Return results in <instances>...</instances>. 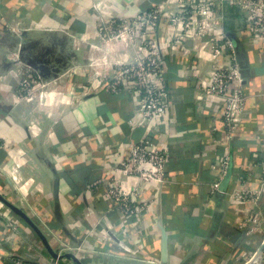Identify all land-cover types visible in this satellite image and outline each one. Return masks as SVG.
Wrapping results in <instances>:
<instances>
[{"label":"crops","instance_id":"crops-1","mask_svg":"<svg viewBox=\"0 0 264 264\" xmlns=\"http://www.w3.org/2000/svg\"><path fill=\"white\" fill-rule=\"evenodd\" d=\"M156 6L168 16L178 10L177 0H0V193L81 264H254V256L264 264V39L239 8L223 5L247 97L230 139L222 101L204 96L223 58L206 57L209 37L177 43L164 19L155 37L169 114L148 119L129 82L107 89L137 58L142 33L101 28ZM37 73L48 82L45 98L25 90ZM146 139L169 150L164 180L143 184L145 207L125 218L107 198L109 184L117 176L133 189L117 169ZM37 238L0 201V264L55 260Z\"/></svg>","mask_w":264,"mask_h":264},{"label":"built area","instance_id":"built-area-1","mask_svg":"<svg viewBox=\"0 0 264 264\" xmlns=\"http://www.w3.org/2000/svg\"><path fill=\"white\" fill-rule=\"evenodd\" d=\"M226 2L241 10L253 37L264 39V0H177L178 10L171 16L164 12L163 7L156 6L131 18L112 20L110 25L113 30L104 22L101 29L106 31V35L108 32H114L115 29L117 34L130 35L133 38L138 31L142 33V37L136 42L137 58L129 64L120 65L116 77L107 82V89L118 93L121 85L127 81L131 84L132 90L140 94V111L144 117L152 119L156 115L169 114L170 94L164 77L160 43L155 37L160 23L164 19H169L177 43L187 37H209L211 46L205 53L206 57L213 61L218 57L223 58L224 61L216 64L212 71L211 81L204 87V96L222 101L227 135L230 139L234 138L245 111L247 97L235 45L230 40L226 41L223 30L222 9ZM24 85L29 93L42 89L41 96L46 97L44 88L48 87V82L39 73L26 80ZM30 96L27 99H32L33 93ZM169 155L167 148L156 147L150 139L132 144L130 156L117 171L134 180V187L128 191L125 189V183L118 180L117 176L114 177L107 193V198L114 205L113 209L125 218L140 215L145 207L140 204L142 185L157 184L164 180ZM229 165L230 159L226 157L224 173ZM70 250L71 248H64L59 253L63 254V251ZM251 261L257 264L259 259L254 256ZM15 262L16 264H60L58 260L32 261L23 258L16 259Z\"/></svg>","mask_w":264,"mask_h":264},{"label":"water","instance_id":"water-1","mask_svg":"<svg viewBox=\"0 0 264 264\" xmlns=\"http://www.w3.org/2000/svg\"><path fill=\"white\" fill-rule=\"evenodd\" d=\"M232 41L236 47V49L239 51V41L235 37V35L231 36ZM242 67V66H241ZM243 72V71H242ZM0 201L7 205L12 211H14L17 215H19L22 219H24L32 228L33 230L37 233L38 237L41 239L43 244L45 245L48 253L50 256L55 259V260H62V259H71L75 261L77 264H81L80 260L78 257L73 253V252H66L64 254H60L58 251L54 249L52 246L48 236L46 233L40 228V226L31 218V216L25 211V209L17 206L13 202H11L9 199H7L5 196H3L0 193ZM264 250V245L262 246L260 252Z\"/></svg>","mask_w":264,"mask_h":264},{"label":"rangeland","instance_id":"rangeland-1","mask_svg":"<svg viewBox=\"0 0 264 264\" xmlns=\"http://www.w3.org/2000/svg\"><path fill=\"white\" fill-rule=\"evenodd\" d=\"M32 229H33V228H32ZM37 239H39V242L41 243V239H40L39 237H38ZM54 249H58V248H55V247H54ZM58 250H61V248L58 249ZM56 251H57V250H56ZM70 251H71V250H70ZM58 252H60V251H58ZM62 253L64 254V253H66V252L63 251Z\"/></svg>","mask_w":264,"mask_h":264}]
</instances>
